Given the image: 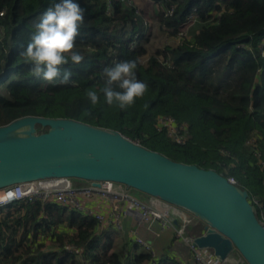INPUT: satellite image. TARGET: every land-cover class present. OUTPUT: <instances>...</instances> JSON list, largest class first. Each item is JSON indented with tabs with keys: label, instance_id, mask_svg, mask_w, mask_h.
<instances>
[{
	"label": "trees",
	"instance_id": "trees-1",
	"mask_svg": "<svg viewBox=\"0 0 264 264\" xmlns=\"http://www.w3.org/2000/svg\"><path fill=\"white\" fill-rule=\"evenodd\" d=\"M151 1L160 8L159 24L173 35L191 15L194 31L176 45L156 49L143 64L139 58L145 49L130 46L147 30L140 11L126 0H79L84 20L75 47L85 59L64 65L73 74L61 84L33 76L20 55L34 22L52 0H0V28L8 43L0 51V85L5 83L0 91V125L39 115L118 130L174 160L233 177L256 200V214L262 220L264 0ZM122 59L136 60L137 78L147 84L144 94L124 109L105 104L102 94L100 102L90 104L86 90H99L102 69ZM158 116L185 124V140L168 136L157 126ZM197 222L187 227L194 236L203 232ZM95 231L96 221L90 217L41 200L20 202L12 211L0 209V264H180L167 254L155 260L143 250L132 255L111 251L112 239ZM40 234L45 237L39 239ZM65 241L82 251L57 252V245Z\"/></svg>",
	"mask_w": 264,
	"mask_h": 264
},
{
	"label": "water",
	"instance_id": "water-1",
	"mask_svg": "<svg viewBox=\"0 0 264 264\" xmlns=\"http://www.w3.org/2000/svg\"><path fill=\"white\" fill-rule=\"evenodd\" d=\"M57 177L111 180L157 197L203 223L193 245L218 259L236 249L248 264H264V224L248 190L222 173L72 118L24 115L0 125V189Z\"/></svg>",
	"mask_w": 264,
	"mask_h": 264
},
{
	"label": "built area",
	"instance_id": "built-area-1",
	"mask_svg": "<svg viewBox=\"0 0 264 264\" xmlns=\"http://www.w3.org/2000/svg\"><path fill=\"white\" fill-rule=\"evenodd\" d=\"M130 46L134 48V41L130 42ZM262 52L264 54V49ZM156 124L159 128H164L173 140L177 142L185 140V124L178 123L173 117L158 116ZM227 179L236 184L233 177ZM8 192L13 193L11 198L7 197ZM140 194L133 188L111 180L46 178L12 184L0 189V209L2 212L12 211L20 202L41 200L44 204H56L60 209L94 219L95 232L99 235H105L107 228H121L125 218L131 215L134 218L132 242L152 255L154 254L150 244L137 231L144 225L151 231V223L157 220L161 228H172L175 238L190 248L191 264H248L236 249L230 251L225 258L218 259L210 248L193 245L195 236L187 231L190 218H193L191 214L157 197L145 195L143 198ZM250 201L256 203V200L250 199ZM260 221L264 224L263 218ZM44 237L45 234H40L39 239ZM82 249L68 241L56 247V251L61 253L79 254ZM179 263L188 264L181 261Z\"/></svg>",
	"mask_w": 264,
	"mask_h": 264
},
{
	"label": "clouds",
	"instance_id": "clouds-1",
	"mask_svg": "<svg viewBox=\"0 0 264 264\" xmlns=\"http://www.w3.org/2000/svg\"><path fill=\"white\" fill-rule=\"evenodd\" d=\"M84 20V9L79 0H52L50 7L33 24L28 42L21 48L20 55L30 64L33 76L49 83H68L72 69L64 67L69 62L80 64L84 53L75 47L80 25ZM137 62L122 59L102 69L103 84L99 90L89 88L85 95L90 104L103 102L124 109L135 103L144 94L147 84L138 79ZM12 192L7 193L11 198Z\"/></svg>",
	"mask_w": 264,
	"mask_h": 264
},
{
	"label": "crops",
	"instance_id": "crops-1",
	"mask_svg": "<svg viewBox=\"0 0 264 264\" xmlns=\"http://www.w3.org/2000/svg\"><path fill=\"white\" fill-rule=\"evenodd\" d=\"M133 220L134 218L131 215H128L121 228L105 229V236L111 238L112 242L116 240L119 242L121 241V250L128 255L141 251V248L131 240L133 237ZM197 223L198 222H195V224ZM200 225L203 228V223ZM150 228L151 231L148 230L146 225H144L138 229L137 233L150 244L155 260H158L162 257V255L167 254L179 262L181 261L191 264L190 248L185 243L175 238L172 228H161L160 223L157 220H154L151 223ZM114 251L119 250L114 249Z\"/></svg>",
	"mask_w": 264,
	"mask_h": 264
},
{
	"label": "rangeland",
	"instance_id": "rangeland-1",
	"mask_svg": "<svg viewBox=\"0 0 264 264\" xmlns=\"http://www.w3.org/2000/svg\"><path fill=\"white\" fill-rule=\"evenodd\" d=\"M126 4H132L138 11H140L143 21L147 26V30L143 35L144 38L140 39L139 42L137 40L134 46V48L142 46L145 49V53L139 58L140 62L143 64H146V59L148 56L152 55L156 49H160L164 45H176L179 43L180 37L184 36L187 32H193L196 27L194 26L195 15L192 17L189 16L184 23L180 24L177 34L173 35L171 33V29L164 28L159 24V21L156 17V12L160 8L151 0H126ZM7 44L4 42V32L0 28V51L3 47H6ZM261 46L262 45L260 44L259 47ZM4 51H6V48ZM159 59L161 60V57ZM213 76L214 82H216V76ZM4 85L5 83L0 85V91H2ZM169 154H172V152L169 151ZM140 196L145 198V195L143 194H140ZM187 214L189 213L187 212ZM191 218L190 220L192 223L190 224L193 225L195 222H197V220L194 217L192 219ZM262 218L264 219V217ZM120 242L118 240L113 241L111 251L114 249L121 250L122 246L120 245Z\"/></svg>",
	"mask_w": 264,
	"mask_h": 264
}]
</instances>
